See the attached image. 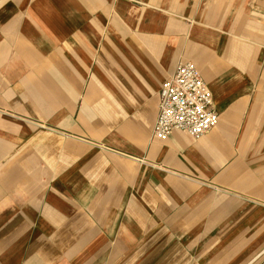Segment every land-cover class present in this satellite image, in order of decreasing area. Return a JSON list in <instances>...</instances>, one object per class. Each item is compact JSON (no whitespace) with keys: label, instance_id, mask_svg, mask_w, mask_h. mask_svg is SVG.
I'll use <instances>...</instances> for the list:
<instances>
[{"label":"crops","instance_id":"crops-1","mask_svg":"<svg viewBox=\"0 0 264 264\" xmlns=\"http://www.w3.org/2000/svg\"><path fill=\"white\" fill-rule=\"evenodd\" d=\"M184 62L218 124L158 141ZM0 264H264V0H0Z\"/></svg>","mask_w":264,"mask_h":264},{"label":"built area","instance_id":"built-area-1","mask_svg":"<svg viewBox=\"0 0 264 264\" xmlns=\"http://www.w3.org/2000/svg\"><path fill=\"white\" fill-rule=\"evenodd\" d=\"M158 112L153 138L166 141L179 132L198 139L218 124L212 93L191 62L177 65L158 91Z\"/></svg>","mask_w":264,"mask_h":264},{"label":"rangeland","instance_id":"rangeland-1","mask_svg":"<svg viewBox=\"0 0 264 264\" xmlns=\"http://www.w3.org/2000/svg\"><path fill=\"white\" fill-rule=\"evenodd\" d=\"M255 184L257 185V187H259V183L253 182V185H255ZM256 197H258V196H256ZM252 200H253V202H255L254 198ZM204 232L206 234V231H204ZM209 238H211V237H209V236L206 237L205 236L204 239H203V244L200 242L198 245H195V243H194V245H188L189 242L185 241L186 240L185 239V240H183V243L181 241V243H182L181 245L178 244V248L179 249H178L177 253H179V251L181 250V251L188 252V254L192 253V255L195 256L196 254H194V253H196L197 251H198L197 253H200L201 249L203 248L202 252H204L205 255H209L210 252H211V248H212L211 240ZM163 239H164L163 238V231L157 232V235H156V247H155L156 257H163V253H164ZM193 242H195V241H193ZM202 245H203V247H202ZM173 253H174V251H173Z\"/></svg>","mask_w":264,"mask_h":264}]
</instances>
